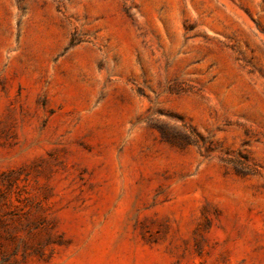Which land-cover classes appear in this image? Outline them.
Wrapping results in <instances>:
<instances>
[{"label": "rangeland", "instance_id": "1", "mask_svg": "<svg viewBox=\"0 0 264 264\" xmlns=\"http://www.w3.org/2000/svg\"><path fill=\"white\" fill-rule=\"evenodd\" d=\"M0 264H264V0H0Z\"/></svg>", "mask_w": 264, "mask_h": 264}]
</instances>
